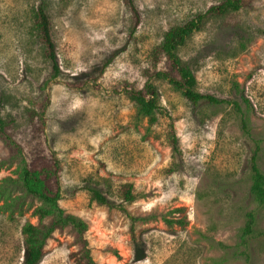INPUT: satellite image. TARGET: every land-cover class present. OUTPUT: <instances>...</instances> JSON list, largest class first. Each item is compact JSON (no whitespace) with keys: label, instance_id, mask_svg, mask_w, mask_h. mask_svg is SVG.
<instances>
[{"label":"rangeland","instance_id":"1","mask_svg":"<svg viewBox=\"0 0 264 264\" xmlns=\"http://www.w3.org/2000/svg\"><path fill=\"white\" fill-rule=\"evenodd\" d=\"M221 1L133 0V16L124 0H0V118L28 157H42L44 145L54 151L58 207L84 224L96 264H264V207L249 194L254 151L264 174V0L207 15L176 49L195 90L227 103L193 105L153 75L167 67L158 49L164 32ZM38 6L55 45L54 79L35 25ZM146 82L157 90L153 125L117 91ZM47 95L39 135L30 113ZM19 174L0 136V264L23 263L27 225L43 245L37 264H81L76 258L84 247L75 229L50 230L55 211L41 215L45 206L25 193ZM126 183L131 202L119 193ZM91 188L109 204L91 200ZM248 211L255 224L244 242Z\"/></svg>","mask_w":264,"mask_h":264},{"label":"trees","instance_id":"2","mask_svg":"<svg viewBox=\"0 0 264 264\" xmlns=\"http://www.w3.org/2000/svg\"><path fill=\"white\" fill-rule=\"evenodd\" d=\"M128 5L133 16H136L133 0H124ZM244 0H223L216 5L210 6L204 13L197 14L194 18L187 22L172 26L164 32L160 46L158 47L160 53L165 57L167 67L165 70H157L153 75L159 79H163L176 90L180 91L191 104L196 105L199 102H206L209 104L227 103L224 100H218L211 95H202L195 90L196 79L192 71L182 64L176 54V49L183 45L186 38L198 30L203 19L207 15H225L231 12L238 11ZM35 25L40 35L42 36L45 46V54L47 59L51 62L53 70V79L57 76L59 70L55 58V45L50 35V23L48 17L42 6L34 12ZM132 30L135 29L137 18ZM102 73V70L99 74ZM68 87L77 88L83 86V82H65ZM117 91L123 92L127 95L129 100L137 107L139 115L147 118L149 125H153L157 121L155 115L159 109L157 90L155 86L146 82L141 88H134L128 84L124 85ZM248 104V101L245 100ZM49 104V96L47 95L42 102L38 111L30 113L32 119V126L35 127V132L39 135L43 134L45 126V111ZM0 136L6 141L16 157L20 166L19 181L25 193L39 202H41L45 209H41V215L46 216L49 211H55V218L52 221L50 230L54 227L71 226L75 229L80 241L83 243L84 252L76 258V261L81 264H96L87 248L86 240L83 237L84 224L70 215H63L61 209L58 207V202L61 197L60 189V167L59 161L56 158L54 151L45 146L39 150L42 157H28L23 147L16 141L10 131V123L0 118ZM169 142L171 145L174 157L179 156V149L177 138L174 129L171 128L169 133ZM250 177L251 183L249 187V194L253 201L260 207H264V174L258 167L256 151L250 156ZM132 184L126 183L119 188V193L123 202H131L135 199L132 192ZM91 200L99 204L108 205L107 198L96 188L89 190ZM255 224V215L248 211L245 214V223L241 229L240 237L246 242L248 238L253 235V226ZM22 233L26 236V256L22 264H37L42 256L43 245L38 243V230L32 225H27L22 229Z\"/></svg>","mask_w":264,"mask_h":264}]
</instances>
